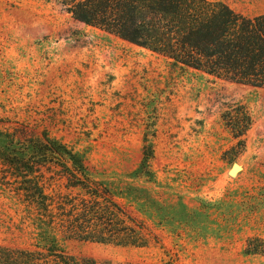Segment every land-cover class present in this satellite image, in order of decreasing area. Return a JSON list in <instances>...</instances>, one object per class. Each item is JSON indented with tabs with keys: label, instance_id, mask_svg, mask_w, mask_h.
<instances>
[{
	"label": "rangeland",
	"instance_id": "rangeland-1",
	"mask_svg": "<svg viewBox=\"0 0 264 264\" xmlns=\"http://www.w3.org/2000/svg\"><path fill=\"white\" fill-rule=\"evenodd\" d=\"M221 1L264 13V0ZM235 104L253 118L242 147L222 117ZM24 136L78 152L159 238L62 241L68 253L108 264H264L245 253L249 238L264 237V87L175 66L74 20L59 0H0V150L20 157ZM8 170L0 160V177ZM21 209L0 184V244L26 243Z\"/></svg>",
	"mask_w": 264,
	"mask_h": 264
},
{
	"label": "trees",
	"instance_id": "trees-1",
	"mask_svg": "<svg viewBox=\"0 0 264 264\" xmlns=\"http://www.w3.org/2000/svg\"><path fill=\"white\" fill-rule=\"evenodd\" d=\"M74 20L145 48L181 68L264 87V13L247 16L221 0H59ZM242 147L253 124L243 104L223 115ZM26 133V132H25ZM20 141V157L0 150V184L20 197V247L0 244V264H108L64 250L79 240L146 247L159 240L147 221L118 200L84 157L51 138ZM157 239V240H156ZM264 256V237L247 240Z\"/></svg>",
	"mask_w": 264,
	"mask_h": 264
},
{
	"label": "water",
	"instance_id": "water-1",
	"mask_svg": "<svg viewBox=\"0 0 264 264\" xmlns=\"http://www.w3.org/2000/svg\"><path fill=\"white\" fill-rule=\"evenodd\" d=\"M237 169L240 170V167L237 164H233L232 167H231V169H230V174L233 175V173H232L233 171H235L234 174H236L238 172V171L236 172Z\"/></svg>",
	"mask_w": 264,
	"mask_h": 264
},
{
	"label": "bare ground",
	"instance_id": "bare-ground-1",
	"mask_svg": "<svg viewBox=\"0 0 264 264\" xmlns=\"http://www.w3.org/2000/svg\"><path fill=\"white\" fill-rule=\"evenodd\" d=\"M237 171H239V169H237L236 172H237ZM229 172H230V170H229ZM232 173H233V175H234L235 171H233ZM231 175H232V174H231Z\"/></svg>",
	"mask_w": 264,
	"mask_h": 264
}]
</instances>
